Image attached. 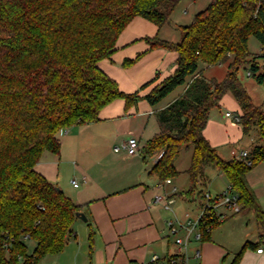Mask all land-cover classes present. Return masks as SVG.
<instances>
[{"label": "trees", "instance_id": "obj_1", "mask_svg": "<svg viewBox=\"0 0 264 264\" xmlns=\"http://www.w3.org/2000/svg\"><path fill=\"white\" fill-rule=\"evenodd\" d=\"M178 1L0 0V264H40L60 254L73 235L80 207L36 170L44 154H60L66 130L98 122L101 110L116 100H124L127 109L142 98L157 106L183 86L180 96L156 112L160 131L142 148L145 157L158 158L150 174L163 181L178 177L175 163L184 148L192 147L187 170L191 186L182 195L204 207L207 169L217 168L229 181V190L239 196L241 210L236 214L254 212L264 230V211L247 180L264 162V110L254 104L238 75L249 66L254 79L264 84L259 61L264 60L263 0H212L182 27L181 41L145 38L150 50L174 51L178 59L175 72L143 97L140 92L157 82V76L126 93L100 67L111 60L134 18L162 28ZM251 37L260 42L261 56L249 51ZM143 55L127 59L124 66L134 65ZM200 63H228L227 75L222 81L208 79ZM227 93L241 107L244 133L259 127L261 143L249 152L251 165L237 157L224 160L204 135L211 111ZM215 214L210 209L201 226L205 242L222 223L212 219ZM29 241L35 243L33 253ZM252 246L248 242L232 264H239Z\"/></svg>", "mask_w": 264, "mask_h": 264}, {"label": "crops", "instance_id": "obj_2", "mask_svg": "<svg viewBox=\"0 0 264 264\" xmlns=\"http://www.w3.org/2000/svg\"><path fill=\"white\" fill-rule=\"evenodd\" d=\"M163 28L145 18H134L120 35L117 50L111 60L100 63L102 70L118 83L122 91L134 93L157 76V82L140 92L143 97L175 72L178 54L165 49L150 50V45L145 41V38L159 36L163 40L174 42L161 35ZM140 54L144 55L138 62L129 67L124 66L127 59H136ZM182 88L178 95L165 104L164 99L157 106L150 105L142 98L135 106L127 109L124 100H116L101 110L98 122L66 130L61 135L59 155L44 154L36 166L37 172L51 184L60 187L80 207V213L87 217V221L80 218L75 221L72 237L65 249L58 254V264H170V259L180 253L178 238L188 239V245L196 243L195 250L201 255V264H232L235 256L248 242L254 246L244 251L239 264H264V230L254 212H251L255 214L254 217L250 216L251 213L231 214L217 229L212 230L211 240L208 242H197L196 232L189 234L180 229L178 233L172 234L170 231L169 221L186 222L188 218L196 220L202 209L198 205L200 211H194L192 202L182 195L191 186L190 177L182 178L180 174L168 182L151 175L150 171L158 158L145 157L142 155V148L160 131L156 112L166 108L180 96L186 87ZM231 94L227 93L220 105L227 104L236 115H241V107L235 97L233 101ZM214 109L204 135L218 154L229 161L242 152H250V149L238 152L232 147L245 136L241 124L226 116L230 111L223 115L213 112ZM131 137L139 140V153L130 156L125 151L116 152H124L123 158L131 161L124 173L117 164L116 157H112V160L110 154L104 153L108 150L112 152L113 146L118 143L122 145ZM192 155L193 152L190 164ZM136 157L139 160H133ZM179 158L175 166L181 173L177 166ZM251 175L249 173L247 176L248 183L264 211V201L260 189L258 190L261 186L254 184ZM207 176L211 181V176ZM257 177V182L261 181ZM77 179L81 184L77 182L78 187H75L73 182ZM219 179H226V185L215 197L230 188L229 181L220 171ZM258 184L261 185V182ZM209 193L213 197L212 190ZM160 194L175 200L171 209H166L155 201L156 195ZM236 215H243V218L233 219ZM260 249L263 251L259 252ZM184 253L185 251L183 257ZM178 262L180 264L182 259Z\"/></svg>", "mask_w": 264, "mask_h": 264}, {"label": "rangeland", "instance_id": "obj_3", "mask_svg": "<svg viewBox=\"0 0 264 264\" xmlns=\"http://www.w3.org/2000/svg\"><path fill=\"white\" fill-rule=\"evenodd\" d=\"M212 2V0H179L177 3L176 8L174 9L171 17H170V21L169 23H167L162 31V36L168 39H173L172 41L174 42H178L181 41L182 37H183V26H188L190 25L195 16L199 13H201L202 11H204L205 9H207V7L210 5V3ZM249 51L251 52L252 55H259L261 56L263 54V48L260 44V42L255 38V37H251L249 40ZM261 64H264V60L262 58L259 59ZM228 63H224L221 65H216L213 67H207L205 64L200 63V71L204 72V75L206 76V78L208 79H217L218 81H222L225 76L227 75L228 72ZM248 70H249V66H243L239 72V78L242 80V82L245 84V86L247 87V91L250 94L253 102L255 105L257 106H261L264 110V84H260L258 83L254 77H249L248 76ZM264 70V69H263ZM183 88L180 87L178 88L173 94H171L168 98L165 99V101L163 102L164 104L166 102H168L170 99H172L176 94L178 95V93L182 90ZM233 99V101H235L234 96L231 94L230 95ZM226 111H230L231 113L235 114V111L232 109V107L228 106L227 104H222L220 105V107H216L214 109L213 112H217L219 114L226 113ZM157 120V117H156ZM233 120V119H232ZM233 122H235L233 120ZM237 123V122H236ZM261 143L260 140V135H259V127L255 126L252 128V130L249 133H246L243 140L238 143L233 145L232 147L235 149V151H241L242 149H252L250 148L252 144H259ZM121 144L118 143L116 146L112 147V152L109 150L104 154H110V159L114 160V158L112 157H116V161L117 164L120 166V168H122L124 170V173L127 171L126 167L127 165H129V163L131 162L129 159H124V155L125 153H116L115 147L120 146ZM254 145V146H255ZM193 152V148L190 147L189 149L184 148L182 150V153L180 155V158L177 162V166L179 168V170H181V177L182 178H188V174H187V169L190 165V159H191V154ZM119 158V160L117 159ZM133 160H139V157L134 158ZM141 160V158H140ZM150 162V161H149ZM264 163V162H263ZM261 163V164H263ZM259 164V165H261ZM258 165V166H259ZM254 170V171H253ZM250 173L252 174L251 176H253V182L255 185L261 186V188L258 187V190L260 189V195L262 197V200L264 201V165H261L259 168H254ZM207 174H209V176H211V181L208 185V192L209 190H212V194H213V198H216L214 195L219 192L224 185H226L225 180L226 179H219V170L217 168H213L210 167L207 169ZM260 178L261 181L257 182L258 177ZM248 180V178H247ZM79 184H81V181L79 179H77V181ZM261 182V185L258 184ZM262 190V191H261ZM210 194V193H207ZM178 203H181V201H177ZM191 206L194 209V211L197 209H199V203L198 201H191ZM199 205V206H198ZM201 207V206H200ZM200 211V209H199ZM226 212L229 217L231 215L230 211L227 210V208L225 206H221L220 208H218L217 213H224ZM196 214V213H195ZM234 215V214H233ZM250 216H255L254 213H251ZM234 218H243V215H236ZM221 222V221H219ZM229 222V221H228ZM214 226V224H213ZM218 228V227H217ZM216 227L214 229H217ZM213 229V230H214ZM197 242H201L199 240H197ZM200 244V243H199ZM29 248H30V253H33L34 248H35V243L33 241H29L28 242ZM197 248V245L195 242H191L188 247L187 250L185 251L186 257H185V263L184 264H196L197 262H200V258H198L197 253L198 251L195 250ZM199 248V247H198ZM200 249V248H199ZM57 258L58 255H50L47 256L45 258H43L40 262V264H58L57 263Z\"/></svg>", "mask_w": 264, "mask_h": 264}, {"label": "built area", "instance_id": "obj_4", "mask_svg": "<svg viewBox=\"0 0 264 264\" xmlns=\"http://www.w3.org/2000/svg\"><path fill=\"white\" fill-rule=\"evenodd\" d=\"M263 2H264V0H263ZM248 76L254 77L253 72L251 70H248ZM226 116L229 118H232L237 123L241 122V116L240 115H236V114H233L231 112H227ZM139 150H140V143L136 137L129 138L125 143H123L122 145L115 148V152L125 151L130 156L137 155L139 153ZM248 156H249V152L245 151V152H242L241 154H239V156H237V158H240V159L244 160L248 165H251L252 163L248 159ZM168 182H171L170 179H168ZM73 183H74L75 187H78L77 182H73ZM229 189L225 193H223L222 195H220L214 199H212L213 197L210 194H206L207 203L204 207H201V209H202L201 215L196 220H192V219L188 218L186 222H181L179 220L169 221L168 226H169L172 234H176V233H178V231L180 229H184L189 234H193L196 232L195 233L196 238L198 240H202L203 233L201 232V226L205 222L206 216L209 214L210 209H213L216 211V214L212 216V219L218 220L221 222L225 221L229 217V215L225 212L220 213V214L217 213L218 208H220L221 206H225L227 208V210L230 211L231 214L239 213L241 210V206L239 204V196H238V194L230 191ZM210 200H215V203H210ZM155 201L157 203H161L166 209H171L172 204L175 202V200L172 197H167V196L162 195V194L156 195ZM211 228H212V226L209 228V230ZM188 243H189L188 239H182V238L177 239V244L179 246L180 253H179V256L172 257L170 259V264H179L178 261L180 259H184V261H185L186 254L184 253L185 257H183L182 255H183V252L187 250ZM262 251H263V249L259 250V252H262ZM180 256H181V258H180ZM197 256H198V258H200L201 255L199 252L197 253ZM196 264H201V263L197 262Z\"/></svg>", "mask_w": 264, "mask_h": 264}, {"label": "water", "instance_id": "obj_5", "mask_svg": "<svg viewBox=\"0 0 264 264\" xmlns=\"http://www.w3.org/2000/svg\"><path fill=\"white\" fill-rule=\"evenodd\" d=\"M77 217L84 220V221H87V217L83 214V213H77Z\"/></svg>", "mask_w": 264, "mask_h": 264}]
</instances>
